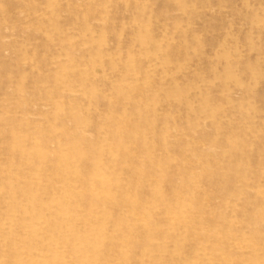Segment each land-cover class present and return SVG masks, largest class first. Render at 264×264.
<instances>
[{
    "label": "rangeland",
    "instance_id": "1",
    "mask_svg": "<svg viewBox=\"0 0 264 264\" xmlns=\"http://www.w3.org/2000/svg\"><path fill=\"white\" fill-rule=\"evenodd\" d=\"M0 122V264H264V0H0Z\"/></svg>",
    "mask_w": 264,
    "mask_h": 264
},
{
    "label": "bare ground",
    "instance_id": "2",
    "mask_svg": "<svg viewBox=\"0 0 264 264\" xmlns=\"http://www.w3.org/2000/svg\"><path fill=\"white\" fill-rule=\"evenodd\" d=\"M60 120H61V119H60ZM119 120H121V119H119ZM122 121H123V120H122ZM124 121H126V120H124ZM124 121H123V122H124ZM128 121H129V120H128ZM130 121H131V120H130ZM13 122H15V121H13ZM57 122H58V121H57ZM63 122H64V121H63ZM92 122H93V121H91V123H92ZM118 122H119V121H118ZM0 123H1V122H0ZM112 123H116L115 119H114V121H112ZM120 123H121V121H120ZM120 123H117V124H120ZM124 123H125V122H124ZM15 124H16V123H15ZM57 124H59V123H57ZM34 125H35V124H34ZM40 125H41V124H40ZM112 125H113V124H112ZM120 125H121V124H120ZM8 126H9V125H8ZM121 126H122V125H121ZM127 126H128V125H127ZM104 127H106V126H104ZM111 127H112V126H111ZM116 127H117V125H116ZM128 127H129V126H128ZM128 127H127V128H128ZM32 128H33V127H32ZM5 129H6V128H5ZM11 129H12V128H11ZM11 129H10V130H11ZM36 129H37V127H36ZM41 129H42V128H41ZM112 129H113V128H112ZM112 129H111V130H112ZM117 129H119V128H117ZM122 129H123V128H122ZM132 129H134V128H132ZM13 130H14V129H13ZM13 130H12V131H13ZM16 130H17V129H16ZM16 130H15V131H16ZM43 130H44V129H43ZM43 130H42V131H43ZM126 130H127V129H126ZM8 131H9V130H8ZM12 131H11V132H12ZM128 131H129V129H128ZM134 131H135V130H134ZM116 132H118V130H117ZM123 132H124V131H123ZM109 133H110V131H109ZM12 134H13V133H12ZM121 134H122V133H121ZM123 134H124V133H123ZM107 136L109 137V135H107ZM116 136H117V135H116ZM9 139H10V138H9ZM110 140H111V139H110ZM9 143H10V142H9ZM10 146H11V145H10ZM10 146H9V148H10ZM7 147H8V146H7ZM9 148H8V150H9ZM10 149H11V148H10ZM7 152H8V151H7ZM55 152H56V151H55ZM60 153H62V152H60ZM8 154H9V153H8ZM10 154H11V153H10ZM36 154H37V153H36ZM48 154H49V153H48ZM48 154H47V155H48ZM117 154H118V153H117ZM30 155H31V154H30ZM59 155H60V154H59ZM48 156L50 157V155H48ZM54 156H55V155H54ZM117 156H118V155H117ZM33 157H35V156H32V157H30V158H33ZM40 157H41V156H40ZM52 157H53V156H52ZM57 157H58V156H57ZM57 157H56V158H57ZM67 158H68V157H67ZM116 158H117V157H116ZM36 159H37V158H36ZM114 160H115V159H114ZM114 160H113V161H114ZM116 160H117V159H116ZM116 160H115V161H116ZM117 161H118V160H117ZM117 161H116V162H117ZM68 162H69V161H68ZM79 162H80V161H79ZM42 163H43V162H42ZM83 163H84V162H83ZM117 163H118V162H117ZM118 165H119V164H118ZM85 166H86V165H85ZM79 167H80V166H79ZM27 186H29V185H26V187H27ZM60 195H61V194H60ZM136 195H137V194H136ZM61 196H62V195H61ZM98 196H99V195H98ZM122 196H123V195H122ZM128 197H129V196H128ZM128 197H127V198H128ZM58 198H59V197H58ZM102 198H103V197H102ZM127 198H126V199H127ZM0 199H1V198H0ZM126 199H125V200H126ZM60 200H61V199H60ZM99 200H100V199H99ZM103 200H104V199H103ZM105 200H106V199H105ZM127 200H128V199H127ZM127 200H126V201H127ZM132 200H133V199H132ZM1 201H2V200H1ZM62 201H63V200H62ZM64 201H66V200H64ZM107 201H108V200H106V202H107ZM133 201H134V200H133ZM133 201H132V202H133ZM60 202H61V201H60ZM110 202H111V201H110ZM110 202L108 201L107 203H110ZM137 202H138V201H137ZM139 202H140V201H139ZM0 203H1V202H0ZM58 203H59V202H58ZM121 203L123 204V203H125V202H121ZM112 204H113V203H112ZM1 205H3V204H1ZM101 205H103V204H101ZM118 205H119V204H118ZM118 205H117V206H118ZM135 205H136V204H135ZM52 206H55V207H56L57 205H52ZM104 206H105V205H104ZM120 206H122V205H120ZM123 206H124V205H123ZM140 206H141V205H140ZM0 207H1V206H0ZM70 207H71V206H70ZM106 207H108V206H106ZM141 207H142V206H141ZM143 207H144V206H143ZM120 208H121V207H120ZM53 209H54V208H53ZM109 210H110V209H109ZM132 210H133V209H132ZM144 210H145V209H144ZM64 211H67V210H64ZM68 212H69V211H68ZM70 212H71V211H70ZM141 213H142V212H141ZM68 214H70V213H68ZM23 215H24V214H23ZM24 216H25V215H24ZM26 216H27V215H26ZM30 216H31V215H30ZM136 216H138V215H136ZM13 221H14V219H13ZM9 223H10V222H9ZM10 224H11V223H10ZM52 224H53V223H52ZM54 225H56V224H54ZM10 226H11V225H10ZM11 227H12V226H11ZM14 227H16V226H14ZM12 230H13V229H12ZM22 230H23V229H22ZM19 231H20V230H19ZM27 231H29V230H27ZM140 231H141V230H140ZM33 232H34V231H33ZM37 232H38V231H37ZM24 233H25V232H24ZM38 233H40V232H38ZM54 233H55V232H54ZM60 233H61V232H60ZM28 234H29V233H28ZM30 234H31V233H30ZM34 234H35V233H34ZM40 234H42V232H41ZM55 234L57 235V233H55ZM135 234H136V233H135ZM20 235H21V234H20ZM31 235H32V234H31ZM43 235H44V234H43ZM45 235H47V234H45ZM45 235H44V236H45ZM9 236H10V235H9ZM33 236H34V235H33ZM47 236H48V235H47ZM51 236H52V235H51ZM107 236H108V235H107ZM45 237H46V236H45ZM55 237H56V236H55ZM59 237H60V236H59ZM133 237H134V236H133ZM133 237H132V238H133ZM53 238H54V237H53ZM98 238H99V237H98ZM107 238H108V237H107ZM107 238H106V240H107ZM143 238H144V237H143ZM145 238H146V237H145ZM31 239H32V238H31ZM99 239H100V238H99ZM99 239H98V240H99ZM137 239L140 240L141 238H137ZM9 240H10V238H9ZM21 240H22V239H21ZM95 240H96V239H95ZM100 240H101V239H100ZM130 240H132V239H130ZM135 240H136V239H135ZM143 240H144V239H143ZM13 241L15 242V240H13ZM28 241H29V240H28ZM36 241H37V240H36ZM23 242H25V241H23ZM29 242H30V241H29ZM33 242H35V241H33ZM59 242H61V241H59ZM10 243H11V242H10ZM98 243H99V242H98ZM101 243H102V242H101ZM7 244H8V243H7ZM40 244H41V240H40ZM99 244H100V243H99ZM99 244H98V245H99ZM102 244H103V243H102ZM9 245H10V244H9ZM16 245H17V244H16ZM28 245H29V244H28ZM30 245H32V244H30ZM33 245H34V244H33ZM65 245H66V244H65ZM110 245H111V244H110ZM17 246H18V245H17ZM106 246H107V245H106ZM34 247H36V246H34ZM104 248H105V247H104ZM0 249H1V248H0ZM10 249H12V248H10ZM35 249H36V248H35ZM91 249H92V248H91ZM1 250H2V249H1ZM1 250H0V251H1ZM7 250H8V249H7ZM19 250H20V249H19ZM59 250H60V249H59ZM98 251H99V250H98ZM100 251H101V250H100ZM107 251H108V250H107ZM24 252H25V251H24ZM29 252H30V251H29ZM32 252H33V251H32ZM59 252H60V251H59ZM109 252H110V251H109ZM9 253H10V252H9ZM12 253H13V252H12ZM104 253H105V252H104ZM104 253H103V254H104ZM0 254H1V253H0ZM7 254H8V253H7ZM7 254H6V255H7ZM10 254H11V253H10ZM13 254H14V253H13ZM36 254H37V253H36ZM38 254H39V253H38ZM110 254H111V253H110ZM1 255H2V254H1ZM33 255H34V254H33ZM39 255H40V254H39ZM39 255H38V257H39ZM59 255H60V254H59ZM106 255H107V254H106ZM103 256H105V254H104ZM40 257H41V256H40ZM99 257H100V256H99ZM108 257H109V256H108ZM108 257H107V258H108ZM111 257H112V256H111ZM10 258H11V257H10ZM10 258H9V260H10ZM5 259H6V257H5ZM23 259H24V258H23ZM58 259H59V258H58ZM60 260H61V259H60ZM7 261H8V260H7ZM24 261H25V260H24ZM29 261H30V260H29ZM56 261H57V260H56ZM11 262H12V261H11ZM52 262H53V261H52ZM71 262H72V261H71ZM74 262H75V261H74ZM23 264H24V263H23ZM27 264H28V263H27ZM29 264H31V263L29 262ZM34 264H35V263H34Z\"/></svg>",
    "mask_w": 264,
    "mask_h": 264
}]
</instances>
